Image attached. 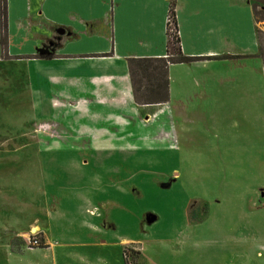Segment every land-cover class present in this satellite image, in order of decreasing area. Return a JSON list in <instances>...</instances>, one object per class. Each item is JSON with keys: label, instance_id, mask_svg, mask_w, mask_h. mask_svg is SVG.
Masks as SVG:
<instances>
[{"label": "rangeland", "instance_id": "374dc122", "mask_svg": "<svg viewBox=\"0 0 264 264\" xmlns=\"http://www.w3.org/2000/svg\"><path fill=\"white\" fill-rule=\"evenodd\" d=\"M29 70L0 63V264H264L261 203L243 215L224 190L209 191L219 201L210 207L193 201L210 185L186 182V148L200 132L191 112L166 102L139 112L123 128L129 139L103 135L92 149L51 143L65 129L74 134L79 115L71 95L41 94L44 82H31ZM105 200L112 220L97 208L89 229L82 208Z\"/></svg>", "mask_w": 264, "mask_h": 264}, {"label": "crops", "instance_id": "0c3cea01", "mask_svg": "<svg viewBox=\"0 0 264 264\" xmlns=\"http://www.w3.org/2000/svg\"><path fill=\"white\" fill-rule=\"evenodd\" d=\"M171 1L6 0L3 27L0 0V63L25 62L31 82L39 75L44 82L41 94L74 100L70 107L80 119L74 134L65 129L51 143L77 149L83 142L92 149L103 135L129 139L123 128L140 122L139 112L164 106L136 102L128 59L168 56ZM175 2L182 52L200 58L168 68L167 104L191 112L200 128L186 148L185 178L210 188L193 201L210 207L219 201L209 191L224 190L243 215L258 202L264 217V58L253 1ZM108 124L121 130L110 131ZM164 135L171 139L172 133ZM97 208L106 224L112 220L109 200L86 204L84 224L94 231ZM82 264L98 263L85 257Z\"/></svg>", "mask_w": 264, "mask_h": 264}, {"label": "trees", "instance_id": "16d2710c", "mask_svg": "<svg viewBox=\"0 0 264 264\" xmlns=\"http://www.w3.org/2000/svg\"><path fill=\"white\" fill-rule=\"evenodd\" d=\"M254 5V14L258 22L257 7L262 6L260 0H252ZM2 3V26H5L6 19V0ZM176 2L172 0L169 8V21L167 33L169 35V53L166 58H129L128 66L133 85L134 97L138 104H163L169 101V77L168 68L172 63H191L199 60L198 57H190L183 54L180 46V37L178 36V26L176 21ZM174 26L176 34H172ZM262 32L258 29L260 44L262 43ZM178 44L177 48L173 47L170 52L172 41ZM262 48L260 47V52ZM176 55V56H175ZM263 57V54L260 53ZM223 57H228L224 55Z\"/></svg>", "mask_w": 264, "mask_h": 264}, {"label": "built area", "instance_id": "2783aa9c", "mask_svg": "<svg viewBox=\"0 0 264 264\" xmlns=\"http://www.w3.org/2000/svg\"><path fill=\"white\" fill-rule=\"evenodd\" d=\"M34 243L39 244V241L37 239L36 240L34 239Z\"/></svg>", "mask_w": 264, "mask_h": 264}]
</instances>
